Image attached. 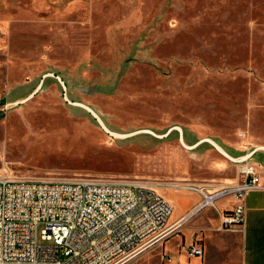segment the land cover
Masks as SVG:
<instances>
[{"label":"rangeland","instance_id":"obj_1","mask_svg":"<svg viewBox=\"0 0 264 264\" xmlns=\"http://www.w3.org/2000/svg\"><path fill=\"white\" fill-rule=\"evenodd\" d=\"M209 138L264 143V0H0V178L214 194L243 179Z\"/></svg>","mask_w":264,"mask_h":264},{"label":"built area","instance_id":"obj_2","mask_svg":"<svg viewBox=\"0 0 264 264\" xmlns=\"http://www.w3.org/2000/svg\"><path fill=\"white\" fill-rule=\"evenodd\" d=\"M250 157L235 159L242 182L204 196L185 219L232 195L237 205L224 227L243 225L246 197L264 189L262 170ZM173 212L145 182L0 178V264H125L171 233ZM39 225L51 243L39 241ZM190 253L202 255L203 249Z\"/></svg>","mask_w":264,"mask_h":264},{"label":"crops","instance_id":"obj_3","mask_svg":"<svg viewBox=\"0 0 264 264\" xmlns=\"http://www.w3.org/2000/svg\"><path fill=\"white\" fill-rule=\"evenodd\" d=\"M183 136L181 131L180 137ZM221 141L240 152L233 155L221 144L222 149L229 153L223 149L224 154H221L230 160L248 153H251V160L264 146V143L258 142L248 144L246 149L241 140L234 143L222 139ZM190 143L192 147L199 144ZM258 165L264 179V166ZM243 178L241 174V179ZM168 196L170 199H167L174 206L171 222L179 221V224L173 226L171 233L159 243L169 257V264H264V189L253 190L248 194L245 200V223L235 224L230 229L225 228L224 223L226 216L232 214L237 205V200L232 195L218 198L215 206L208 205L186 219L189 212L201 203L202 194L194 189L187 192L172 191ZM199 246L203 249L202 255L190 253L192 247Z\"/></svg>","mask_w":264,"mask_h":264},{"label":"bare ground","instance_id":"obj_4","mask_svg":"<svg viewBox=\"0 0 264 264\" xmlns=\"http://www.w3.org/2000/svg\"><path fill=\"white\" fill-rule=\"evenodd\" d=\"M88 109V108H87ZM89 110V109H88ZM89 111H91L92 113H94L92 110H89ZM94 115L96 116L97 114L96 113H94ZM98 116V115H97ZM98 118H99V116H98ZM99 121H100V118H99ZM101 124H103V123H101ZM103 126L108 130V128L103 124ZM181 131V130H180ZM182 139V138H181ZM211 143H213V145L215 146V148L220 152V153H222V154H224V152H223V149H222V147H221V145L216 141V140H214V139H212V138H209L208 139ZM226 154V153H225ZM245 156V155H244ZM230 157V156H229ZM243 157V156H242ZM231 158V157H230ZM234 160V159H233ZM235 161V160H234ZM192 189H195V190H197V191H199L200 193H202L204 196H208V195H210L211 193H208V192H206V191H204V189H202V188H196V187H192ZM204 192V193H203ZM208 200H210V198L208 197ZM171 224H172V226H174V225H176V224H179V221H178V223H172L171 222Z\"/></svg>","mask_w":264,"mask_h":264},{"label":"water","instance_id":"obj_5","mask_svg":"<svg viewBox=\"0 0 264 264\" xmlns=\"http://www.w3.org/2000/svg\"><path fill=\"white\" fill-rule=\"evenodd\" d=\"M96 117L98 118V116L96 115ZM99 119V118H98Z\"/></svg>","mask_w":264,"mask_h":264}]
</instances>
